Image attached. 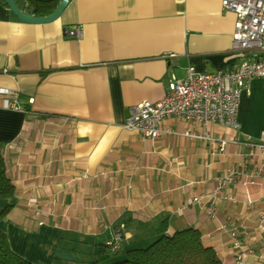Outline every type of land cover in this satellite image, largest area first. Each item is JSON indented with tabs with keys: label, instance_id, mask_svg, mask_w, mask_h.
Here are the masks:
<instances>
[{
	"label": "crops",
	"instance_id": "0c3cea01",
	"mask_svg": "<svg viewBox=\"0 0 264 264\" xmlns=\"http://www.w3.org/2000/svg\"><path fill=\"white\" fill-rule=\"evenodd\" d=\"M221 1L70 0L46 24L22 22L0 3V90L11 92L0 95V162L15 189L0 198V212L12 206L0 230L15 254L32 264H108L115 258L104 243L114 231L124 252L195 228L222 264H234L225 225L251 253L246 263L264 264L262 80L241 94L238 129L211 127L237 142L224 153L182 136L202 129L178 118L162 122L178 135L154 141L123 128L135 105L162 99L171 73L182 79L188 66L213 73L251 59L231 50L236 15ZM73 25L80 39L64 34ZM227 170L255 177L226 185L210 219L209 199L192 200Z\"/></svg>",
	"mask_w": 264,
	"mask_h": 264
},
{
	"label": "built area",
	"instance_id": "2783aa9c",
	"mask_svg": "<svg viewBox=\"0 0 264 264\" xmlns=\"http://www.w3.org/2000/svg\"><path fill=\"white\" fill-rule=\"evenodd\" d=\"M221 5L224 10L236 15L231 50L252 53L251 59L232 69L213 73L198 72L193 66H188L182 79L171 73L162 99L154 103L145 100L135 105L123 124L125 130L138 133L142 140L154 141L163 135H178L173 130L162 127L164 119L178 118L201 127L202 133L184 131L181 135L207 142L213 153H224L228 144L237 143L213 137L210 129L212 126L238 129L237 115L242 92L247 91L249 82L254 79L262 80L264 86V0H222ZM64 34L80 39L82 27L73 25L66 28ZM5 94L11 92L0 90V95ZM10 107L18 109L13 104ZM244 145L254 147L249 143ZM242 176L255 177L253 173L242 175L227 170L217 179L214 191L194 198L192 203L199 204L203 198L209 199L206 214L208 218L215 219L216 200L221 190L226 185L237 183ZM228 200L234 201L232 198ZM259 224L264 240V213L259 217ZM219 230L227 235L231 246L238 251L234 264H247L246 257L251 253L242 250L236 230L227 229L225 225H220ZM122 238L120 231L112 232L105 242L109 253L116 254L120 251Z\"/></svg>",
	"mask_w": 264,
	"mask_h": 264
},
{
	"label": "trees",
	"instance_id": "16d2710c",
	"mask_svg": "<svg viewBox=\"0 0 264 264\" xmlns=\"http://www.w3.org/2000/svg\"><path fill=\"white\" fill-rule=\"evenodd\" d=\"M15 1L17 3L24 1L28 4V9H35V14L42 17L50 15L60 2V0ZM0 3L7 6L3 2ZM14 193L15 189L6 176L5 166L0 162V198H11ZM11 210L12 206L5 207L0 212V218L6 217ZM104 247L108 252L105 243ZM0 264H32L11 250L8 238L2 230H0ZM89 264L100 263L92 261ZM108 264H222V261L213 248L203 245L201 234L197 229L186 228L171 235H161L145 247L127 249L123 258L115 259Z\"/></svg>",
	"mask_w": 264,
	"mask_h": 264
},
{
	"label": "water",
	"instance_id": "95a60500",
	"mask_svg": "<svg viewBox=\"0 0 264 264\" xmlns=\"http://www.w3.org/2000/svg\"><path fill=\"white\" fill-rule=\"evenodd\" d=\"M0 2L5 3L12 14L22 22L29 24H46L58 19L68 6L70 0H60L54 11L50 15L44 17L35 16V9L26 11L24 1L17 3L15 0H0ZM54 258L67 262H71L74 259L70 253L63 252L54 253Z\"/></svg>",
	"mask_w": 264,
	"mask_h": 264
},
{
	"label": "rangeland",
	"instance_id": "374dc122",
	"mask_svg": "<svg viewBox=\"0 0 264 264\" xmlns=\"http://www.w3.org/2000/svg\"><path fill=\"white\" fill-rule=\"evenodd\" d=\"M110 256H112V258H115V259H121V258H123L124 257V252L123 251H121L119 254H116V255H110Z\"/></svg>",
	"mask_w": 264,
	"mask_h": 264
}]
</instances>
